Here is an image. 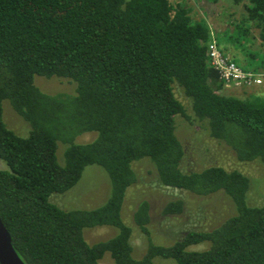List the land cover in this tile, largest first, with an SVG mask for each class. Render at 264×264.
Instances as JSON below:
<instances>
[{
    "label": "trees",
    "instance_id": "obj_1",
    "mask_svg": "<svg viewBox=\"0 0 264 264\" xmlns=\"http://www.w3.org/2000/svg\"><path fill=\"white\" fill-rule=\"evenodd\" d=\"M244 10L264 43V0H249ZM210 33L205 21H192L189 7L169 0H0V160L7 167L0 170V219L23 263L103 264L109 256L113 264H264V198L249 205L252 181L220 166L181 168L175 120L189 116L175 88L213 140L237 161L264 166V96L221 94L224 84L206 55ZM35 76L66 79L74 92L45 94ZM5 102L28 125L26 137L5 125ZM84 133L96 137L76 143ZM145 158L161 186L199 197L222 192L234 214L210 231L157 245L142 201L132 220L148 245L135 258L122 210L138 181L133 164ZM91 165L110 183L102 205L63 210L50 201ZM182 211L181 200L164 209ZM98 227L117 233L89 245L84 233ZM200 244L207 248L188 250Z\"/></svg>",
    "mask_w": 264,
    "mask_h": 264
},
{
    "label": "rangeland",
    "instance_id": "obj_2",
    "mask_svg": "<svg viewBox=\"0 0 264 264\" xmlns=\"http://www.w3.org/2000/svg\"><path fill=\"white\" fill-rule=\"evenodd\" d=\"M249 0H169L172 5H185L190 9L192 21H205L209 25L220 50L245 71L258 72L263 76V83L252 88H227L220 91L225 96L246 98L250 94L264 96V43L259 39V31L250 22H246L244 5ZM242 26L236 27L238 23ZM247 29L249 31H247ZM262 70V71H260ZM35 86L48 95L72 94L75 86L66 79L56 77L44 78L35 76ZM175 96L182 103L189 119L178 116L175 120L176 136L180 141L184 156L181 168L184 172L198 171L211 166L237 170L251 181L248 193L249 205H258L264 198V166L258 161L239 162L233 153L224 145L213 140L207 131L205 122L194 118L189 100L178 88ZM3 121L7 128L21 137L28 135V125L5 102L3 105ZM96 133H84L76 138V143L91 142ZM59 146L58 153H62ZM63 163V159H58ZM137 175V183L128 189L123 204L122 217L133 229L131 243L133 256L141 257L147 248V237L134 225L132 216L137 205L146 201L149 204L150 231L149 238L157 245H171L181 239L189 231H210L234 214L232 201L222 192L199 197L194 194L166 188L160 185L154 166L143 159L133 164ZM5 163L0 160V170H6ZM110 194V183L104 170L96 165L85 168L78 183L65 193H55L50 201L63 210L92 209L102 205ZM181 200L183 211L177 215H168L164 209L172 201ZM117 231L110 227H98L86 230L84 237L89 245L110 239ZM206 244L191 246L188 250L201 251ZM113 264L109 256L101 261ZM155 264H175L172 260H158Z\"/></svg>",
    "mask_w": 264,
    "mask_h": 264
},
{
    "label": "built area",
    "instance_id": "obj_3",
    "mask_svg": "<svg viewBox=\"0 0 264 264\" xmlns=\"http://www.w3.org/2000/svg\"><path fill=\"white\" fill-rule=\"evenodd\" d=\"M207 43L206 55L210 66L217 72L220 81L227 88H252L263 83V76L258 72L245 71L225 55L217 45L212 32Z\"/></svg>",
    "mask_w": 264,
    "mask_h": 264
},
{
    "label": "water",
    "instance_id": "obj_4",
    "mask_svg": "<svg viewBox=\"0 0 264 264\" xmlns=\"http://www.w3.org/2000/svg\"><path fill=\"white\" fill-rule=\"evenodd\" d=\"M0 264H25L13 248L11 237L0 219Z\"/></svg>",
    "mask_w": 264,
    "mask_h": 264
},
{
    "label": "crops",
    "instance_id": "obj_5",
    "mask_svg": "<svg viewBox=\"0 0 264 264\" xmlns=\"http://www.w3.org/2000/svg\"><path fill=\"white\" fill-rule=\"evenodd\" d=\"M260 71H262V70H260Z\"/></svg>",
    "mask_w": 264,
    "mask_h": 264
}]
</instances>
